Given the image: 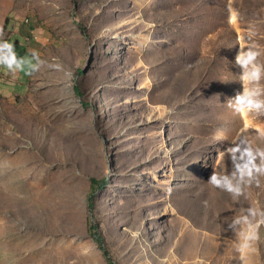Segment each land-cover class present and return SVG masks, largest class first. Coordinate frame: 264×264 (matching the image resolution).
I'll return each instance as SVG.
<instances>
[{"label": "rangeland", "instance_id": "374dc122", "mask_svg": "<svg viewBox=\"0 0 264 264\" xmlns=\"http://www.w3.org/2000/svg\"><path fill=\"white\" fill-rule=\"evenodd\" d=\"M5 26L45 63L0 68V264H243L228 224L264 210V177L207 182L231 143L264 147V114L226 106L264 0H0Z\"/></svg>", "mask_w": 264, "mask_h": 264}, {"label": "clouds", "instance_id": "9594fccd", "mask_svg": "<svg viewBox=\"0 0 264 264\" xmlns=\"http://www.w3.org/2000/svg\"><path fill=\"white\" fill-rule=\"evenodd\" d=\"M230 9L229 22L235 18ZM264 47L255 42L239 46L235 57V66L240 69L239 83L242 91L230 98L226 106L236 115L264 114ZM45 61L35 50L21 56L16 45L4 39V29L0 27V68L12 75L24 72L32 75L40 70ZM264 138V133H261ZM231 162V170L227 173L214 170L207 184L212 188L228 193L233 199L246 195V191L254 183L260 184L264 177V147L254 145L247 138H241L230 144L224 151ZM264 226V210L254 206L241 207L228 224V230L236 237V251L243 264H249V258L258 251L261 241V227Z\"/></svg>", "mask_w": 264, "mask_h": 264}, {"label": "trees", "instance_id": "16d2710c", "mask_svg": "<svg viewBox=\"0 0 264 264\" xmlns=\"http://www.w3.org/2000/svg\"><path fill=\"white\" fill-rule=\"evenodd\" d=\"M7 22H8V19H7ZM8 24V23H7ZM5 30H6V26L4 27V32H5ZM107 182V181H106ZM93 185H95L96 186V184H94L93 183ZM92 229L95 231L96 230V227L95 226H92ZM94 237L96 238V240L98 241V242H102V239H100V237L95 233L94 234ZM103 251H104V254L106 255V257L108 258V259H110V254H109V252L103 247Z\"/></svg>", "mask_w": 264, "mask_h": 264}, {"label": "bare ground", "instance_id": "6f19581e", "mask_svg": "<svg viewBox=\"0 0 264 264\" xmlns=\"http://www.w3.org/2000/svg\"><path fill=\"white\" fill-rule=\"evenodd\" d=\"M27 20H29V19H27ZM196 260H199V261H200L201 259H200V258H198V259H196Z\"/></svg>", "mask_w": 264, "mask_h": 264}]
</instances>
